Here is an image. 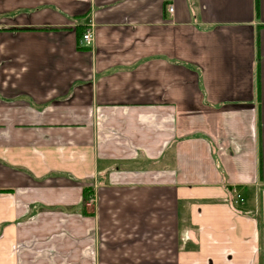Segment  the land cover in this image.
Wrapping results in <instances>:
<instances>
[{
  "label": "crops",
  "instance_id": "obj_1",
  "mask_svg": "<svg viewBox=\"0 0 264 264\" xmlns=\"http://www.w3.org/2000/svg\"><path fill=\"white\" fill-rule=\"evenodd\" d=\"M0 16V264H264V0Z\"/></svg>",
  "mask_w": 264,
  "mask_h": 264
},
{
  "label": "built area",
  "instance_id": "obj_2",
  "mask_svg": "<svg viewBox=\"0 0 264 264\" xmlns=\"http://www.w3.org/2000/svg\"><path fill=\"white\" fill-rule=\"evenodd\" d=\"M169 13L170 14H173L174 12V7L173 6H170L169 7ZM92 40H93V32L92 30H88L84 33V35L82 36V44L83 45H89L92 43ZM232 194H233V198H234V205L235 206H243L244 204V200L243 198L241 197V195H239L238 191L237 190H233L232 191ZM94 202L93 198H90L88 200V205H92V203Z\"/></svg>",
  "mask_w": 264,
  "mask_h": 264
},
{
  "label": "rangeland",
  "instance_id": "obj_3",
  "mask_svg": "<svg viewBox=\"0 0 264 264\" xmlns=\"http://www.w3.org/2000/svg\"><path fill=\"white\" fill-rule=\"evenodd\" d=\"M11 2V1H10ZM18 13H20V12H24L23 10H18L17 11ZM17 12H14V13H12L11 15H10V17L11 18H14V17H17L18 16V14H17ZM24 13H26V12H24ZM1 17V16H0ZM2 39L0 38V47H2V45H1V41ZM3 41H5L6 42V46L7 47H11L12 45H11V43L9 42V41H7V40H3ZM14 42H16V41H14ZM240 195V194H239Z\"/></svg>",
  "mask_w": 264,
  "mask_h": 264
},
{
  "label": "trees",
  "instance_id": "obj_4",
  "mask_svg": "<svg viewBox=\"0 0 264 264\" xmlns=\"http://www.w3.org/2000/svg\"><path fill=\"white\" fill-rule=\"evenodd\" d=\"M233 206L235 207L236 210H239V209L237 208V206H235V205H233Z\"/></svg>",
  "mask_w": 264,
  "mask_h": 264
}]
</instances>
